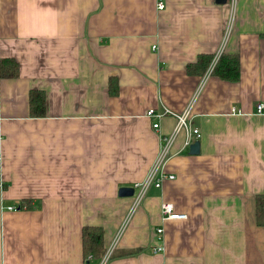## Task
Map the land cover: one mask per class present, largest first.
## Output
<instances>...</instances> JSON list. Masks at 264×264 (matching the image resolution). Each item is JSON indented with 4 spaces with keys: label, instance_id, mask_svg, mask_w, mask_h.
I'll return each mask as SVG.
<instances>
[{
    "label": "crops",
    "instance_id": "crops-1",
    "mask_svg": "<svg viewBox=\"0 0 264 264\" xmlns=\"http://www.w3.org/2000/svg\"><path fill=\"white\" fill-rule=\"evenodd\" d=\"M221 49L239 55L240 78L201 85L207 70L188 65ZM6 57L20 74L0 75V264H87L85 225L117 241L108 264H264V0H0ZM31 90L46 116L30 115ZM191 101L200 152L181 133L176 178L132 209L120 188L146 178L176 125L154 129L148 110ZM162 201L188 218L163 221Z\"/></svg>",
    "mask_w": 264,
    "mask_h": 264
},
{
    "label": "built area",
    "instance_id": "built-area-1",
    "mask_svg": "<svg viewBox=\"0 0 264 264\" xmlns=\"http://www.w3.org/2000/svg\"><path fill=\"white\" fill-rule=\"evenodd\" d=\"M233 5H235V0H233ZM164 7L165 5L162 2L158 4V8L160 10L164 9ZM229 31H230V25L227 28L226 36L228 35ZM226 41H227V37H226ZM226 41L224 40L223 46H225ZM223 52H224L223 49H221L219 53L216 55V57L210 64L205 76L203 77L201 85H203L206 78L212 74L216 63L221 53ZM192 107H193V101H191L190 104H188V106L182 112H177L166 105H162L161 108H150L148 110L146 115L152 119V127L154 129L157 130L160 128V121L165 116L174 117L176 119V125L170 134L167 135L160 134L161 147H160V152L158 154V158L153 164L146 178L143 181L135 184L134 187L136 192L134 196V204L132 206V209L136 210L141 205V203L144 201V198L146 197L151 187L155 186L157 188H161L166 180L176 178L175 174H170L167 172L166 165L169 159L171 158L172 147L177 137L181 133H184L185 136L184 145L186 147H190V145L193 142L199 140V138L201 137L200 130L197 127L193 126ZM257 112L264 113L263 103L258 104ZM0 133H1V128H0ZM11 208L12 207H10V209ZM134 210H132V212ZM160 210L163 221L184 220L188 218V215L186 213L178 212L175 208V205L169 201H162ZM157 232L163 237L164 227L160 226L157 229ZM117 237H119V235ZM116 242L117 241L115 240L109 247L106 248L98 264H108V262L110 261V259L114 254L116 248Z\"/></svg>",
    "mask_w": 264,
    "mask_h": 264
},
{
    "label": "trees",
    "instance_id": "trees-1",
    "mask_svg": "<svg viewBox=\"0 0 264 264\" xmlns=\"http://www.w3.org/2000/svg\"><path fill=\"white\" fill-rule=\"evenodd\" d=\"M214 60V56L204 54L200 59L191 63L187 67L190 74L203 75L207 68ZM214 74L229 80L236 81L240 78V57L238 54H226L225 51L221 53L213 72ZM20 74V65L14 58H1L0 59V75L3 78H16ZM110 94L117 95L119 86L117 80L110 81ZM30 115L32 117H44L47 115V99L46 93L40 90H31L29 94ZM25 205V204H24ZM23 204L21 207L24 208ZM256 218L259 225H264V194L257 195L256 204ZM83 237V251L84 258L87 264L92 261H98L104 254L106 247L104 245V229L98 225H85L82 232Z\"/></svg>",
    "mask_w": 264,
    "mask_h": 264
},
{
    "label": "water",
    "instance_id": "water-1",
    "mask_svg": "<svg viewBox=\"0 0 264 264\" xmlns=\"http://www.w3.org/2000/svg\"><path fill=\"white\" fill-rule=\"evenodd\" d=\"M218 3H227L228 0H216ZM200 152V141L196 140L190 145V154H198ZM135 193V187L124 186L120 188V196H133Z\"/></svg>",
    "mask_w": 264,
    "mask_h": 264
},
{
    "label": "rangeland",
    "instance_id": "rangeland-1",
    "mask_svg": "<svg viewBox=\"0 0 264 264\" xmlns=\"http://www.w3.org/2000/svg\"><path fill=\"white\" fill-rule=\"evenodd\" d=\"M157 158H158V156L156 157L155 161L157 160ZM155 161H154V163H155Z\"/></svg>",
    "mask_w": 264,
    "mask_h": 264
}]
</instances>
